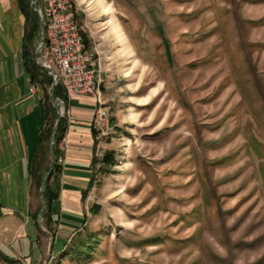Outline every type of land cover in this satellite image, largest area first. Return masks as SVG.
<instances>
[{
    "label": "rangeland",
    "instance_id": "rangeland-1",
    "mask_svg": "<svg viewBox=\"0 0 264 264\" xmlns=\"http://www.w3.org/2000/svg\"><path fill=\"white\" fill-rule=\"evenodd\" d=\"M70 1L107 117L92 224L40 264H264V0Z\"/></svg>",
    "mask_w": 264,
    "mask_h": 264
},
{
    "label": "crops",
    "instance_id": "crops-1",
    "mask_svg": "<svg viewBox=\"0 0 264 264\" xmlns=\"http://www.w3.org/2000/svg\"><path fill=\"white\" fill-rule=\"evenodd\" d=\"M21 5L22 0H0V251L26 264H40L47 257L40 231H49L40 227L38 216L34 218L40 207L34 178L45 177L49 169L50 141L38 143V139L49 121L48 104L54 106L42 88L44 77L32 78L27 65L43 53L36 57L37 39L27 38L28 21ZM39 25L40 37V21ZM113 32L123 41L118 28ZM68 109L54 157L60 186L48 220L54 246L61 244V252L72 237L91 226L97 183V146L91 126L96 103L90 96H72Z\"/></svg>",
    "mask_w": 264,
    "mask_h": 264
},
{
    "label": "built area",
    "instance_id": "built-area-1",
    "mask_svg": "<svg viewBox=\"0 0 264 264\" xmlns=\"http://www.w3.org/2000/svg\"><path fill=\"white\" fill-rule=\"evenodd\" d=\"M44 29V50L49 61L42 62L49 75L60 83L67 98L90 96L97 103L93 118L94 127L102 125L107 109L102 100L101 78L93 54L83 44L80 28L72 11L70 0H35L32 2ZM35 87H31V91ZM56 105L64 107L62 99ZM63 110V109H62ZM62 116V115H61ZM99 130V129H98Z\"/></svg>",
    "mask_w": 264,
    "mask_h": 264
},
{
    "label": "trees",
    "instance_id": "trees-1",
    "mask_svg": "<svg viewBox=\"0 0 264 264\" xmlns=\"http://www.w3.org/2000/svg\"><path fill=\"white\" fill-rule=\"evenodd\" d=\"M21 2V1H20ZM21 11L25 14L26 19L28 21V33H27V38H29L30 40L33 39H39V33H40V25H39V21H38V16L36 13L32 12L31 9H29V7L27 6L26 3H24V1L22 0V5H21ZM84 38V42L86 43V39L85 36H83ZM28 67H29V71L31 73L32 78H36L38 79L40 76L44 77L43 82L45 81L49 86L52 84V78L50 76H48L47 72L45 70L40 69L35 62L29 61L27 63ZM66 98L65 94L63 92V89L60 85V83H58L53 91V98ZM47 99L49 100V98L47 97ZM49 108H48V113H50V117H49V121L48 123L45 125L43 131H42V137H40L38 139V143H40L42 140L44 141H48L52 131H53V127L55 124V121L57 119V115L56 112L54 110V108L51 106V104H48ZM113 122V120L111 121ZM65 129V122H64V118L62 117L60 119V122L58 123V127H57V131H56V135L53 139V152H54V157L57 155V148H58V144L62 139V134L64 132ZM109 155H106L103 158V162L107 163L109 162ZM48 171V167L46 172ZM35 179V185L37 190L40 189L42 183H43V179L44 177H39V178H34ZM59 186H60V171L58 168V165L55 164V159H54V164L52 167V170L50 172L49 177L47 178V181L45 183L44 189L42 191V197L45 201V209H44V213H43V226L46 230H48L49 232H51L52 237H53V246H54V233L52 231V229L48 226V220H49V213H50V208H51V203L53 200H55L57 198L58 195V191H59ZM93 209V208H91ZM90 209V210H91ZM39 210L40 207L38 208L36 214L34 215L35 220H37V216L39 214ZM40 233L42 235H45L44 232ZM85 247H88V249H91L90 245L88 243L84 244ZM82 249H78L74 254L75 256H78L77 258L83 256L82 254ZM84 251H88L86 248L83 249ZM62 255H65V257H69L71 255V253L68 254V252H66L65 250H63ZM91 253V252H90ZM17 259L15 258H11L8 257L7 255L3 254L0 251V262H3L5 264H15L17 263Z\"/></svg>",
    "mask_w": 264,
    "mask_h": 264
},
{
    "label": "water",
    "instance_id": "water-1",
    "mask_svg": "<svg viewBox=\"0 0 264 264\" xmlns=\"http://www.w3.org/2000/svg\"><path fill=\"white\" fill-rule=\"evenodd\" d=\"M44 39H45L44 29H43V27L41 25V43H40V46H39V48L37 50L36 57H38L39 53L42 51V49L44 47ZM39 66L46 70V68L43 65H39ZM52 74L54 75V79H53V82L51 84L50 99L52 101V104H53L56 112H57V120H56V123H55V126H54L53 133L51 135L49 169H48V171H47V173H46V175L44 177L43 183H42V185H41V187L39 189L41 208H40V211H39V214H38V223H39L40 227H41L43 211H44V208H45V201H44V199L42 197V191L44 189L45 183L47 181V178L50 175V172H51L53 164H54V152H53V142H52V140H53V138H54V136L56 134L57 126H58V123L60 122V118H61L60 110L55 105L54 98H53V91H54V89H55V87L57 85V76H56V74L54 72H52ZM47 233L50 235V242H49V252H48V256L46 257V262L49 261L50 255L52 253V237H51V234L49 232H47Z\"/></svg>",
    "mask_w": 264,
    "mask_h": 264
}]
</instances>
